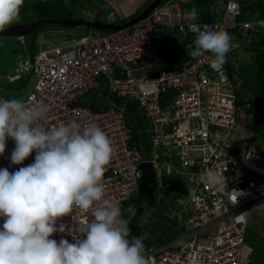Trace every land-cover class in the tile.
I'll list each match as a JSON object with an SVG mask.
<instances>
[{"label":"built area","instance_id":"built-area-1","mask_svg":"<svg viewBox=\"0 0 264 264\" xmlns=\"http://www.w3.org/2000/svg\"><path fill=\"white\" fill-rule=\"evenodd\" d=\"M183 4L181 0H162L129 27L110 32L90 28L68 43L45 46L31 57L18 59L9 76L30 75L33 79L23 101L28 106L46 107L45 118L38 122L42 126L75 121L81 131L96 124L107 134L113 154L103 177V199L126 212L129 222L134 214L130 199L139 192V164L145 160L138 145L130 143L127 106H137L152 128L149 144L153 159L149 161L155 180V151L167 158L175 150L186 179L179 199L189 201L190 209L176 235L146 250L150 264H249L242 260V249L250 211L264 207V147H236L233 140L240 116L250 104L238 101L225 65L213 69L209 54L187 58L179 68L158 70L153 77L147 72L150 58L157 53L155 36L164 28L177 27L187 36L193 34L189 23L218 25L226 31L235 30V37L243 39L264 32V18L238 23L240 5L237 0H227L221 11L212 10L211 23H198L187 15ZM81 19L94 21V15L82 11ZM17 39L24 42L23 36ZM93 90L107 92L120 104L98 111L77 104ZM0 99L7 98L1 95ZM14 146L12 140L7 141L0 168L15 171L34 161L35 152L21 165H11ZM208 169L222 173L225 189L205 182L202 174ZM94 210L95 206L74 208L58 221L70 230L50 238L72 242L73 230L90 222ZM2 223L0 219V226Z\"/></svg>","mask_w":264,"mask_h":264},{"label":"clouds","instance_id":"clouds-1","mask_svg":"<svg viewBox=\"0 0 264 264\" xmlns=\"http://www.w3.org/2000/svg\"><path fill=\"white\" fill-rule=\"evenodd\" d=\"M24 3L0 0V31L19 19ZM188 28L196 34L188 55L209 54L211 67L221 68L232 36L218 25L189 23ZM46 112L21 99H0V156L8 140L15 145L11 165H21L35 152L29 165L0 168V264H150L144 237L132 236L120 207L103 199V177L113 154L107 134L96 124L81 131L75 121L46 128L38 123ZM202 176L225 189L222 173L208 169ZM93 206L94 218L73 230L72 242L50 238L70 230L58 221L74 208Z\"/></svg>","mask_w":264,"mask_h":264},{"label":"rangeland","instance_id":"rangeland-1","mask_svg":"<svg viewBox=\"0 0 264 264\" xmlns=\"http://www.w3.org/2000/svg\"><path fill=\"white\" fill-rule=\"evenodd\" d=\"M133 1L134 3H136L138 0H25L24 6L20 12L19 19L11 25H27L31 22L39 21L42 19H61L69 21L80 20L82 11H90V14L94 15V21L96 22H117L118 19H124V15L129 13L122 12V9L127 8L125 7V5L132 7L133 4L131 3ZM151 1L153 0H146L138 10H140L144 6L147 7L151 3ZM207 2L208 5L211 6V9L221 11L224 8L223 5L225 3V0H208ZM146 7H144V9ZM201 7L198 4L196 5L197 10H199ZM184 8L188 10V8ZM138 10L135 11L134 14L137 13ZM253 14L254 13L251 12L249 8H242V20H251ZM44 15L46 17H44ZM129 20L130 19H127V21ZM229 30L231 31L227 32L232 36V46L238 45L237 47L232 48L228 53L235 70V76L233 78V88L238 96L244 98L246 92L243 88L246 89L249 85H251L249 84V81L254 70L253 39L247 36H245L243 39L234 38L237 32H235V30H232L231 28H229ZM87 31L88 29L83 27L62 28L59 25L53 23H44V25L41 24L37 27L33 35H23V43H21V40L17 39V37L15 36H0V94L6 96L8 99L17 98L24 100L26 94L33 87V79L30 78L26 86H18L9 81L8 75L12 73V68L16 67L17 60L20 58H28L29 54L34 50H40L50 44L54 45L68 43L71 40L76 39L80 35L85 34ZM174 40L177 42L176 39ZM176 42H174L173 39L170 38L166 41V43L163 41H159L158 58L157 61L153 63V66H161L162 62L165 61L168 54L176 49ZM191 50V46H188L186 48V53L188 54ZM243 79H245V81ZM83 99L86 105H91L94 102L99 104V106L109 105L108 99L104 97L103 93L101 94L100 92L94 90L91 91L89 95L83 97L82 100ZM243 100L245 99H242V101ZM254 104L256 107L254 111L250 109L245 110L240 116L239 129L241 131L238 130L236 131V133L234 132L233 141L236 147L238 145L245 147L250 146L256 149L264 147V140L261 139L259 135H255L256 133L246 134L245 132L246 127L249 123L248 119L252 118L257 112L259 113L261 110V107H259V101L254 102ZM126 122H128L129 126L135 133V137L137 139L136 143L144 155V160H152L153 152L151 150H148L150 148V144L148 147V143L152 128L148 125L143 114L141 113V110H127ZM154 154L158 156V160H156L155 162L157 165L156 181L158 184V188H156L153 193L156 207L148 209L145 217L138 223L139 227L141 228V234L144 237V240H155L156 237H158L157 234H161L163 232V236L171 235V231H176L179 229L185 218L186 212L190 209L189 201L178 199L174 202L170 197H167L168 195L165 196L164 193L162 176L164 174H168L167 172L170 173L169 175H171V172H176V174L180 176V185L184 187V185L186 184V179L181 174L184 171L177 162L175 150H172L167 158H165L162 153L158 151H155ZM137 197L139 198L138 192L134 194V198ZM140 200L144 202L145 198ZM256 214H258L257 211L250 214V217ZM127 217V213L122 211V218L126 219ZM160 229H162L163 231H161Z\"/></svg>","mask_w":264,"mask_h":264},{"label":"trees","instance_id":"trees-1","mask_svg":"<svg viewBox=\"0 0 264 264\" xmlns=\"http://www.w3.org/2000/svg\"><path fill=\"white\" fill-rule=\"evenodd\" d=\"M192 1L194 3L200 5V7L202 6L199 10H197L195 21L198 23H204V22H207V23L210 22L211 23L213 21L214 17L212 15L213 11L209 10L210 5H208V2H207L208 0H192ZM239 2L241 4V10H240V14L235 19L236 22L239 23L241 21L246 20V19L242 20L243 19L242 8H249V10L254 13L253 16L251 17L250 21L255 20L257 18H264V0H250V1L239 0ZM144 7H146V6H144ZM143 8L138 10V12L133 14V16L130 15L127 18L118 19V21L115 22V24H117V25L118 24L119 25L124 24L127 21V19H132L133 17L140 14L141 11L143 10ZM44 17H46V16L44 15ZM45 24H48V23H45ZM84 28H86V27H84ZM105 32H110V31H105ZM33 34L34 33H32L31 35H33ZM195 35L196 34L193 33V34H189L187 36H183L178 31L177 27L164 28V30L162 32L158 33L155 36V44H156L157 53H156V56H152L150 58L151 64L157 61L158 52H159V49H158L159 41H163L166 43V41L169 40V38H170V39H173L174 42H176L174 40V39H176L177 40L176 49H177L179 47L184 46L185 44L190 43L189 40L191 38H194V40H195ZM252 39H253V48H254V55H253L254 56L253 57V68H254V70H253L252 76H251L250 81H249V84H251V85H249L246 89L242 87L246 92L244 98H241L238 95H237V97H238L239 102L240 101L242 102V99H245L244 101H247L250 104V110H253V111L256 108L254 102L259 101V104H260L259 107H261V110L259 113L257 112L253 116L252 120L249 121L245 132H246V134L256 133L255 135H259L260 138L264 140V32L257 34ZM194 40L190 44L191 48L194 45ZM36 51L37 50H34L32 53H30L29 57H31ZM190 57L191 56H189L186 53V49H184V50L180 49L179 51H176L175 53H172L171 55H169L165 59V61L162 62L161 66L159 65L155 69H153L151 71L149 70L147 73L150 77H153V76H155V74L158 70L179 68L181 65V62H183L184 60H186L187 58H190ZM160 63H161V61H160ZM224 65L226 67V71H227L229 78L233 81V78L235 76L234 75L235 70H234V66L232 65V62H231L229 56H226V62ZM29 76L30 75L20 76L18 79L14 80L12 83H14L18 86H20V85L26 86L29 82V79H30V78H28ZM243 80L245 81V79H243ZM102 93H103L104 97H106L108 99L109 105L111 104V105L117 106L120 104L119 99H116L115 97L109 95L107 92L102 91ZM87 95H89V93L86 94L85 96H87ZM0 96H1V94H0ZM239 97H240V99H239ZM82 98H81V100L78 101L77 104H79L81 106H87L93 110L98 111V110L102 109L103 107L107 108V106H108V105L99 106V104H97L96 102H94L91 105H86V103H84V99L82 100ZM129 109L135 110V109H139V108L133 104L132 105L130 104L127 106V110H129ZM126 124L129 126L128 122H126ZM130 129H131L130 143L131 144H137L136 143L137 139L135 137V133L131 127H130ZM238 130H240V129L236 128L235 132ZM148 147H149V143H148ZM148 150H150V148ZM139 151H140L142 157L144 158V155H143L140 148H139ZM169 174L170 173L164 174L162 176L164 193H165V196L168 195L167 197H170L172 199V201L175 202L184 194L185 189L183 186L180 185V182H179L180 176L177 175L176 172H171V175H169ZM156 188H158V185L156 186ZM153 193H154V191H153ZM144 198H145V201L142 202V200H140V199H144ZM130 202H134V214H133L131 221L129 222V228L131 229V235L132 236H142L141 228L139 227L138 223L140 220H142L145 217L148 209H152V208L156 207L154 195L153 194L151 196H145L144 195V196H139V198L138 197L134 198V196H132L130 199ZM128 203H129V201L126 203V205ZM160 230L163 231L162 229H160ZM177 232L178 231H171V235H167V236H163L164 232L161 234L155 233L158 235V237H156L155 240L154 239L144 240L146 250H148L150 247L156 245L157 243L164 241V239L170 238L171 236L176 235Z\"/></svg>","mask_w":264,"mask_h":264},{"label":"water","instance_id":"water-1","mask_svg":"<svg viewBox=\"0 0 264 264\" xmlns=\"http://www.w3.org/2000/svg\"><path fill=\"white\" fill-rule=\"evenodd\" d=\"M162 0H154L150 3L140 14L125 22L124 24H103L95 21L87 20H52V19H42L39 21L31 22L27 25L15 24L8 26L4 31H0V36H15L20 37L26 34H32L36 31L37 27L44 23H53L60 25L63 28L68 27H86L91 29H96L100 31H118L123 28L129 27L139 20L143 19L148 13H150L157 5L161 3ZM139 169L141 171V179L139 184V196H151L155 190L157 183L155 180V171L150 161H142L139 164Z\"/></svg>","mask_w":264,"mask_h":264},{"label":"crops","instance_id":"crops-1","mask_svg":"<svg viewBox=\"0 0 264 264\" xmlns=\"http://www.w3.org/2000/svg\"><path fill=\"white\" fill-rule=\"evenodd\" d=\"M145 1L146 0H138L136 3H134V1H133L131 3V4H133L132 7L126 6L125 5L126 3H125L124 5L128 9L127 8L122 9V12H124V13L129 12V13L124 15V17L127 18L128 16L133 15L134 12L137 11L143 3H145ZM181 1L184 2V4H185L184 7L188 8L187 15H189V16L191 15L190 18L192 20H194L196 17V13H197V9H196L197 4L194 3L192 0H189V1L188 0H181ZM189 8H190V11H189ZM143 10H144V8H143ZM209 10H211V6H210ZM99 23H100V21H99ZM103 24H115V22L110 21V22H105ZM234 38H236V37H234ZM190 44L191 43L185 44L184 46L173 50L171 53L168 54V56L171 55L172 53H175L176 51H179L180 49L181 50L186 49L188 46H190ZM232 47L234 48L235 46L233 45ZM155 68L156 67L153 66V63H152L149 65L148 71L149 70L151 71ZM8 78H9L10 82H13V80L18 79L19 77L12 78V76L8 75ZM238 129H239V127H238ZM255 211H257L258 214L250 217V214L254 213ZM246 226H247V228H246L247 231H246V236H245V244H244L243 249H242V257H243L242 260H243V262H247L249 264H264V207L256 208V209H253L250 211L248 218H247Z\"/></svg>","mask_w":264,"mask_h":264}]
</instances>
